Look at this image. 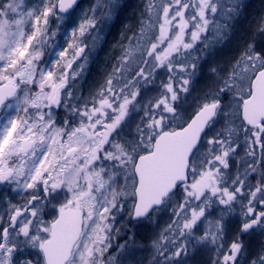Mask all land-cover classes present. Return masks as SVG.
<instances>
[{
  "label": "snow or ice",
  "instance_id": "obj_1",
  "mask_svg": "<svg viewBox=\"0 0 264 264\" xmlns=\"http://www.w3.org/2000/svg\"><path fill=\"white\" fill-rule=\"evenodd\" d=\"M121 3L0 0V264H264V17L140 0L89 83Z\"/></svg>",
  "mask_w": 264,
  "mask_h": 264
},
{
  "label": "rangeland",
  "instance_id": "obj_2",
  "mask_svg": "<svg viewBox=\"0 0 264 264\" xmlns=\"http://www.w3.org/2000/svg\"><path fill=\"white\" fill-rule=\"evenodd\" d=\"M94 2L95 0H83V2L77 7V9L70 15L72 26L75 25V23L80 19L81 14L85 10H87ZM130 2H133V0H122L119 8L115 10L112 16L110 18L102 19L99 23V40L94 46L90 57V75L88 77L89 83H94L95 81H97L103 75L104 69L109 67L111 55L113 54V45L116 44L121 37L118 36L115 39L116 41L109 45L104 44L102 35L103 33L108 34V32H110V30L113 28H115L114 33L119 28H125L127 24H124V22L125 18L127 17L126 13L128 12L127 8L129 7ZM245 4L246 9L243 11L242 16L237 18L239 22H233L229 39L221 45L214 46L208 53L206 57L207 59L217 60L233 55L238 52L239 47L242 43L248 41L254 25L262 17H264V0H245ZM127 23H130V21L127 20ZM247 29L249 30V32L247 31ZM66 31L67 30H65L64 33H61L58 39V46L59 44L63 43L62 37L66 34ZM226 48L227 51H229L227 54L225 53L226 51L222 52V50H225ZM144 255L145 253L143 252H135L132 256L128 257V259L134 261V264H141Z\"/></svg>",
  "mask_w": 264,
  "mask_h": 264
},
{
  "label": "flooded vegetation",
  "instance_id": "obj_3",
  "mask_svg": "<svg viewBox=\"0 0 264 264\" xmlns=\"http://www.w3.org/2000/svg\"><path fill=\"white\" fill-rule=\"evenodd\" d=\"M133 3H134V5H135V7H134V11L133 12H131V13H129V14H126V16H127V20H129L130 21V23H127V20H126V24L127 25H130V24H133L134 22H135V20L137 19V16H138V13H139V10H140V0H133ZM114 38L113 39H111L110 40V43H109V45L110 44H112L113 42H115L116 40V38L118 37V36H120L121 37V30H116L115 31V34H114ZM106 35L104 34V35H102V38H103V42H104V44H106L105 42H106ZM143 234V233H142Z\"/></svg>",
  "mask_w": 264,
  "mask_h": 264
},
{
  "label": "bare ground",
  "instance_id": "obj_4",
  "mask_svg": "<svg viewBox=\"0 0 264 264\" xmlns=\"http://www.w3.org/2000/svg\"><path fill=\"white\" fill-rule=\"evenodd\" d=\"M134 7H135V5H134V3L133 2H130V5H129V9H130V12H133L135 9H134ZM71 14V13H70ZM247 22V21H246ZM114 29L115 28H113V29H111L110 30V32H108V34H106V33H103V35L105 34L107 37H106V44H109L110 43V40L111 39H113L115 36H114ZM119 30H121V33L124 31L123 29H120L119 28ZM224 49V48H223ZM223 51H226L225 53L227 54L229 51H227L226 49L225 50H222V52Z\"/></svg>",
  "mask_w": 264,
  "mask_h": 264
},
{
  "label": "trees",
  "instance_id": "obj_5",
  "mask_svg": "<svg viewBox=\"0 0 264 264\" xmlns=\"http://www.w3.org/2000/svg\"><path fill=\"white\" fill-rule=\"evenodd\" d=\"M127 10H128V12H127L126 14H129V13H130V9L127 8ZM122 20H123V19H122ZM126 20H127V17L125 18V22H124V24H126ZM115 21H116V19H115ZM249 25H250V23H249ZM121 29H125V28H121ZM247 31L249 32L248 29H247ZM58 39H59V37H58ZM226 50H227V48H226ZM111 59H112V55H111ZM110 64H111V61H110V63H109V66H110Z\"/></svg>",
  "mask_w": 264,
  "mask_h": 264
},
{
  "label": "water",
  "instance_id": "obj_6",
  "mask_svg": "<svg viewBox=\"0 0 264 264\" xmlns=\"http://www.w3.org/2000/svg\"><path fill=\"white\" fill-rule=\"evenodd\" d=\"M80 1H81V0H77V4H78ZM75 8H76V7H75ZM75 8H74V9H75ZM74 9H73V10H74Z\"/></svg>",
  "mask_w": 264,
  "mask_h": 264
}]
</instances>
